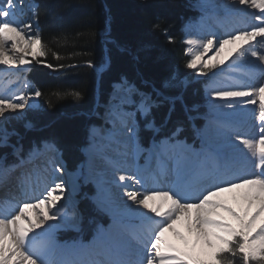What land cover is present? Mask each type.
Instances as JSON below:
<instances>
[{
  "label": "bare ground",
  "instance_id": "1",
  "mask_svg": "<svg viewBox=\"0 0 264 264\" xmlns=\"http://www.w3.org/2000/svg\"><path fill=\"white\" fill-rule=\"evenodd\" d=\"M256 2L264 7V0ZM200 3L199 20L194 26L186 27V35L188 40L197 41L190 45L192 54L202 52L207 39L213 40L211 48L203 52L205 63L212 61L224 39L233 33L251 30L259 23L254 17L260 10L240 5L237 0H200ZM0 6L11 9L13 15L9 19L19 24L26 35L32 33L22 26L24 20L15 18L19 15L17 9L23 5L14 9L0 0ZM262 33L264 28L253 34ZM242 43L237 41L225 48L219 57L223 61L221 68L206 87L208 111L202 140L194 148L196 155L187 154L177 165L166 154L153 157L144 151L137 153L111 122L105 132L93 133V142L86 148L85 164L75 172L79 177L82 171L86 173V179L96 187V204L111 216L106 224L100 223L103 227L96 234L93 235V230L91 235L71 242L60 238L61 229L76 226L73 211L79 210L74 193L69 194V189L61 185V175L65 177V174L57 169L55 146L46 142L25 154L19 153L12 162L2 161L0 219L18 215L25 204L37 205L25 211V216L34 218L45 204L51 207L49 200L57 201L53 211L58 220L51 223L59 226L50 230L55 244L43 253V258L51 264H183V260L168 251L169 245L161 244L162 240L168 239L186 248L188 242L194 241V234L193 248L201 241L211 247L214 240L224 241L221 231L234 235V225L241 229L256 225L257 231L261 226L264 231V154L247 147L249 141L261 138L260 130L264 128L259 118L257 91L264 86V66L258 57L250 54L252 50L258 55L264 54V39L257 37L252 41V48L246 50L243 58L236 51ZM7 51L17 55V60L9 65L0 64V97L16 100L26 95L33 105L34 89L25 82L28 78L25 72L24 77L23 65L19 63V55L28 57V53H21L19 49L12 53L11 47ZM221 90H245L254 94L248 98L215 97L214 93ZM43 144L46 147L41 149ZM75 172L66 177L78 181ZM120 175L126 177L125 181L119 180ZM248 185L253 187L244 195L247 189L240 187ZM101 190L104 197L100 196ZM140 198L155 204L151 212L134 203ZM16 199L20 202L13 205ZM109 200L116 211L109 210ZM65 204H68L67 212L63 211ZM250 213L254 214L252 220L245 224ZM19 223L27 227L26 222ZM29 236L33 238L29 249L33 251L37 243L47 238L40 229L30 231Z\"/></svg>",
  "mask_w": 264,
  "mask_h": 264
},
{
  "label": "trees",
  "instance_id": "2",
  "mask_svg": "<svg viewBox=\"0 0 264 264\" xmlns=\"http://www.w3.org/2000/svg\"><path fill=\"white\" fill-rule=\"evenodd\" d=\"M33 1L46 55L28 69L30 81L42 95L39 108L26 112L35 127L25 130L16 125L23 135L22 154L46 142L58 147L75 170L83 160L82 149L87 145L89 131L100 124L93 114L95 102L105 101L122 76L139 83L136 72L140 69L145 78L158 81L165 70L175 69L180 76L191 79L182 29L196 15L195 0ZM146 46H150L148 54ZM136 54L143 58L139 65L133 60ZM89 61L93 67L88 66ZM76 91L82 93V99L72 97ZM202 102L200 83H189L186 107L178 102L171 120L159 134L144 131L141 121L143 143L147 145L152 138L159 140L177 123L185 128L182 139L194 143L195 127L201 121L191 107ZM166 112L167 105L155 113L158 125ZM6 157L8 162L16 159L10 150ZM92 192L91 184L82 186L84 195H79L77 205L83 219L80 233L68 230L63 235L87 237L98 222L106 223V215L89 199ZM228 255L233 264H245L240 255Z\"/></svg>",
  "mask_w": 264,
  "mask_h": 264
},
{
  "label": "snow or ice",
  "instance_id": "3",
  "mask_svg": "<svg viewBox=\"0 0 264 264\" xmlns=\"http://www.w3.org/2000/svg\"><path fill=\"white\" fill-rule=\"evenodd\" d=\"M6 4H13L14 0H5ZM240 5L250 6L253 9H259V15L254 17L259 23L253 25L251 30H243L240 34L233 33L229 39H224L219 43V51L212 57V61L203 62V52L208 51L213 45L212 39H207L203 45V51L194 53L188 60L186 67L189 70H194L199 66V73L202 75L206 69H214L217 64L223 63L219 57L225 51V48L230 44H236L237 41L243 42L240 47L236 49L240 57H244L247 49L252 48V41L257 37L264 39V33L254 35L257 29L264 28V7L257 4L256 0H237ZM13 15L9 7L0 6V64L9 65L15 63L17 55L11 54L7 49L11 47L12 53H16L17 49L21 53H31L36 60L44 57L46 51L42 43V36L39 31H34L30 35H26L25 31L19 24H14L9 17ZM27 28H34L31 23L26 24ZM189 45L197 43L194 40H188ZM247 45V48L244 47ZM145 52H150V46L145 47ZM252 57H258L264 66V54L258 55L256 50L251 51ZM142 57L136 54L133 60L136 64L142 62ZM28 60L26 55H19V63L25 65ZM52 67L51 64L47 65ZM89 67H93V62H88ZM63 67V66H61ZM195 75V73H193ZM136 77L139 79H130L128 76H122L120 81L114 85V93L109 99L107 116L110 122L124 134L129 142H131L134 151L139 153L144 151L149 156H163L167 155L170 159H174L179 165L182 159L187 155H196L193 146L187 145L185 139H182V134L185 131L182 123H177L165 136L159 140L152 138L149 143L145 145L140 136V124L143 121V130L159 134L162 128L171 120L172 113L175 111L176 104H184L185 92L189 87V82L186 78L180 76L175 69L165 70L159 77V80L145 78L142 70L137 69ZM259 94V118L262 125H264V86L257 89ZM254 93L245 90H221L214 93L218 98H248ZM41 91H35L36 98L41 97ZM76 100L82 99V93L79 91L71 93ZM249 103L255 101L249 100ZM33 111L34 106L26 95H20L18 99H5L0 97V159L5 158L10 150L13 155H17L23 151L24 145L23 135L16 125L19 124L25 130H31L35 127L34 122L28 118L25 113L17 110ZM167 105V112L163 121L158 125L155 113ZM197 105H192L191 111L197 110ZM231 107V105H229ZM11 110V112H9ZM261 138L252 142L249 141L247 147L255 149L258 154H264L261 150L264 149V128H261ZM162 149L164 151H162ZM119 180L125 181L126 177L120 175ZM245 178H242L243 180ZM232 181L228 182L231 184ZM65 186L68 187L67 181H64ZM252 185L241 186L246 188V195L251 189ZM75 185L69 187V194L75 192ZM101 197L105 196L103 190L100 193ZM45 203V202H44ZM51 207L45 204V207L40 213H37L34 218L25 216V211L29 208H35L37 205L25 204L19 209V214L14 215L10 219H0V264H51L43 258V253L48 248L54 246L55 241L51 238L50 230L59 226L58 223H51L58 220V215L53 211L57 208V201L49 200ZM142 206L143 209H153L155 204L145 201L144 203L134 202ZM27 205V207H26ZM110 211H116L111 206L110 200L107 205ZM23 209V211H22ZM254 214H249L245 220V224L252 220ZM27 223V227L24 223ZM235 235L228 232H220L224 236V241H213L211 247H208L201 241L193 248L195 242H188L186 248H181L177 244L168 239L162 240L161 244L169 245L168 251L179 257L181 260L189 261L201 260L206 264H233L231 257L240 255L243 261L251 264L252 260H257L258 264H264V231L256 230V225L250 228L241 229L235 226ZM34 229H40L44 232L47 238L35 245V250H30L29 245L33 244V238L29 236V232ZM219 231V230H218ZM239 237V242H237ZM236 244V247H232ZM227 257V258H226Z\"/></svg>",
  "mask_w": 264,
  "mask_h": 264
},
{
  "label": "rangeland",
  "instance_id": "4",
  "mask_svg": "<svg viewBox=\"0 0 264 264\" xmlns=\"http://www.w3.org/2000/svg\"><path fill=\"white\" fill-rule=\"evenodd\" d=\"M24 2V1H23ZM26 3H27V8H24V7H19V9H17L18 10V16L16 15L15 16V18H17L18 20H21V21H23L24 20V23H23V25L22 26H24V27H26V24H28V23H31V24H33L35 27L34 28H29V30L28 31H32V32H34V31H39V27H38V25H37V23H36V20H35V11H34V8H35V3H34V1L33 0H26ZM202 3H200V0H195V4H194V10H195V12H196V15H195V17L194 18H192V19H190V20H188L185 24H184V26H183V29H182V33H183V41H184V43H185V51H186V55H187V57H188V59H190L191 58V56L193 55L192 53H190L189 52V50L191 51V48H190V45L187 43L188 42V39H187V37H188V35H186V27L187 26H194L195 24H196V22L199 20V16H198V13H197V10L198 11H200V7L202 6L201 5ZM16 5V4H15ZM17 5H19V4H17ZM15 6V7H13L14 9L15 8H17L18 6ZM201 13V12H200ZM189 38V37H188ZM37 60L34 58V57H32V55H31V53L29 52L28 53V60H27V62H26V64L25 65H23V75H24V72H25V74H26V76L28 77V79H26L25 78V82L27 83H29L32 87H33V89H34V92L35 91H37V89H36V87H35V85H34V83L33 82H31L30 81V78H29V76H28V69L33 65V63H35ZM221 65H222V63H220V64H217V66L214 68V69H206L205 70V72L201 75L200 73H199V67L198 68H196V69H194V70H189L190 71V73H191V79L190 78H186V80L189 82V83H196V82H199L200 83V85H201V89H202V99H203V102L201 103V104H199V105H197L198 107H197V110L196 111H194L196 114H195V116H197L198 118H199V120L201 121V124H200V126L199 127H195V141H194V143H188V142H186V144L187 145H191V146H193L194 148H197L198 147V145L200 144V141L202 140V136H201V132H202V129H203V125H205L206 123V121H205V119H206V114H207V111H208V103H209V96L206 94V87L208 86V83H209V81H210V79L215 75V73L221 68ZM104 67V66H103ZM103 67H100V68H98L97 70L98 71H100V69L102 70L103 69ZM193 73H195V75H193ZM24 77H25V75H24ZM114 85H116V84H114ZM114 93V88H113V91H111L108 95H107V98H106V100L105 101H103V102H100V101H96L95 102V107H94V111H93V114H94V116L95 117H97V118H99L100 119V122L101 123H104V124H106L107 126H106V128L105 127H103L102 125H99V126H95V127H93L90 131H89V134H88V141H87V147H89L91 144H92V140H93V138L95 137V136H92L93 135V133L94 132H96V131H102V132H105L107 129H109V124H110V120L108 119V116H107V109H108V103H109V99H110V97L112 96V94ZM33 96V106H34V110H36V109H38L39 108V98H36L35 96H34V93L32 94ZM28 111V108H26L25 110H23L22 111V113H25L26 114V112ZM205 123V124H204ZM139 131H140V128H139ZM41 147V149L42 148H44V147H46V145L45 144H43V145H41L40 146ZM86 146L85 147H83V149H82V156H83V160L81 161V163L80 164H78L77 166H76V168H75V170L73 171V172H78L79 171V167H81L82 168V165H84L85 164V161H86V153H87V148ZM162 151H164L163 149H162ZM33 152V151H32ZM32 152L29 154V155H31L32 154ZM157 157V156H156ZM7 159V157H5L4 159L2 158V159H0V167L2 166V161H4V160H6ZM7 161V160H6ZM158 164V163H157ZM156 164V165H157ZM156 165H155V167H156ZM75 172V173H76ZM70 173H72V172H70ZM69 173V174H70ZM85 172L84 171H82V174H80V177H79V173H76V175H77V177L79 178V182H80V178H83L82 180L83 181H81L80 182V184H81V186L82 185H85V184H91L92 185V189H93V192L90 194V195H88L89 196V199H90V201L93 203V205L99 210V211H101L103 214H105L106 215V218H107V220H109L110 218H111V216H110V214L108 213V212H106L104 209H102L101 207H99L97 204H96V202H95V195H96V187L94 186V183H92V182H90V181H88L87 179H86V173L84 174ZM78 190V189H77ZM75 191L74 192V194H73V199H74V201H75V203H76V205H78V199H79V195L81 194V191L80 190H78V191ZM84 194L82 193L81 194V196H83ZM137 202L138 203H144V198L141 200V198L139 199V200H137ZM184 204H189L190 206L191 205H193L192 203H190V202H184ZM67 205L68 204H65L64 206H63V211H65V212H67ZM142 207V206H141ZM146 211H147V209H145ZM75 216V222H76V226L75 227H73V228H68V227H66V228H63V229H61L60 231H61V233L62 232H65V231H68V230H72V231H75V232H77V231H79V229H80V227H81V225H82V222H83V219H82V216H80L79 215V213L76 211V208H74V211H73V217ZM101 227H103V225L102 224H100L99 222L97 223V225H95V228H94V232H93V235L94 234H96V232L101 228ZM235 235V234H234ZM237 242H239V237H237ZM232 247H236V244H233L232 245ZM195 260V259H194ZM194 260H192L191 262H190V264L192 263V264H206V262L205 261H201V260H195V262H194ZM184 262H185V264H189V261H184L183 260V264H184ZM245 264H247V262L245 261ZM251 264H258V261L257 260H252L251 261Z\"/></svg>",
  "mask_w": 264,
  "mask_h": 264
}]
</instances>
